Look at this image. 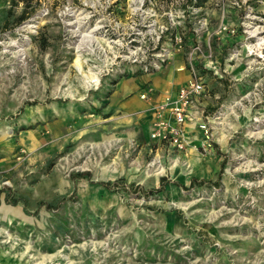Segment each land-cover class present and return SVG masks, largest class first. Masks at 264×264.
<instances>
[{"label":"rangeland","instance_id":"374dc122","mask_svg":"<svg viewBox=\"0 0 264 264\" xmlns=\"http://www.w3.org/2000/svg\"><path fill=\"white\" fill-rule=\"evenodd\" d=\"M186 4L0 0V264H264V0ZM183 65L179 150L116 90Z\"/></svg>","mask_w":264,"mask_h":264},{"label":"built area","instance_id":"2783aa9c","mask_svg":"<svg viewBox=\"0 0 264 264\" xmlns=\"http://www.w3.org/2000/svg\"><path fill=\"white\" fill-rule=\"evenodd\" d=\"M203 92V81L192 67L190 78L174 94H167L161 101L153 103L157 119L151 137L169 147L184 149L187 145L185 123L192 113L196 98L202 96ZM152 94L153 89L149 88L141 97L151 99Z\"/></svg>","mask_w":264,"mask_h":264},{"label":"crops","instance_id":"0c3cea01","mask_svg":"<svg viewBox=\"0 0 264 264\" xmlns=\"http://www.w3.org/2000/svg\"><path fill=\"white\" fill-rule=\"evenodd\" d=\"M183 66H179L176 67L177 71H180L177 73L176 77H173V71L170 70V72H168L163 79H159L156 76H146L144 80H148L150 81V85L152 86V88L154 89V93L152 94V98L149 99L148 101L143 100L140 101L138 100L135 96L131 95L133 94V91H135L136 89H139L140 86L136 85V84H120L119 88H117L116 90V97L120 98V106L122 108L128 109V111H132L131 109H134L135 104L137 105H142L145 106L147 108L152 107L153 103L161 101L163 99V97L167 94H174L178 87L182 84H184L189 78H190V72L187 71H183ZM139 84H141L139 82ZM142 85V84H141ZM139 87V88H138ZM142 87V86H141ZM204 99V95L196 98L195 102L200 103V101H202ZM0 256L1 258L3 257L5 259V257L3 256V251H0ZM14 264L19 263L22 264L19 259L18 260H13L11 261ZM1 264H9L8 261L7 262H1Z\"/></svg>","mask_w":264,"mask_h":264},{"label":"trees","instance_id":"16d2710c","mask_svg":"<svg viewBox=\"0 0 264 264\" xmlns=\"http://www.w3.org/2000/svg\"><path fill=\"white\" fill-rule=\"evenodd\" d=\"M20 2H23L24 5L27 7L29 4H31V2H34L36 0H18ZM186 2H188V4L186 5H192L194 7H201L203 6V4L207 1V0H185ZM25 14V11L23 12V16ZM200 182H203V180H199V183ZM196 183V180L195 179H191L188 186H185L184 184H182V186L184 187H189V186H192ZM104 185L108 186L109 185V182L106 181V182H103ZM161 189V186L159 187H155V188H149L146 190V193H152V192H155V191H158Z\"/></svg>","mask_w":264,"mask_h":264}]
</instances>
